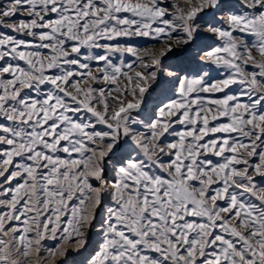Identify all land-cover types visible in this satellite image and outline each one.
<instances>
[{"label":"snow or ice","instance_id":"1","mask_svg":"<svg viewBox=\"0 0 264 264\" xmlns=\"http://www.w3.org/2000/svg\"><path fill=\"white\" fill-rule=\"evenodd\" d=\"M0 264H264V0H0Z\"/></svg>","mask_w":264,"mask_h":264},{"label":"rangeland","instance_id":"2","mask_svg":"<svg viewBox=\"0 0 264 264\" xmlns=\"http://www.w3.org/2000/svg\"><path fill=\"white\" fill-rule=\"evenodd\" d=\"M49 243H51V242H49Z\"/></svg>","mask_w":264,"mask_h":264}]
</instances>
